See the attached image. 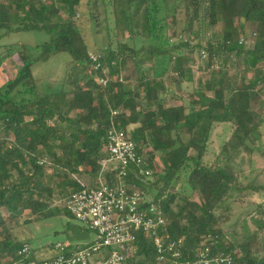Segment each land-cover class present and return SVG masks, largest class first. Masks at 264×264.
Instances as JSON below:
<instances>
[{
	"label": "trees",
	"instance_id": "obj_1",
	"mask_svg": "<svg viewBox=\"0 0 264 264\" xmlns=\"http://www.w3.org/2000/svg\"><path fill=\"white\" fill-rule=\"evenodd\" d=\"M82 1L0 0V40L18 31H45L51 37L36 47L40 55L35 59L27 58L25 45H8L6 53L0 54V67L18 56L22 62L15 78L0 88V264H42L31 252L29 256L20 254L24 244L12 236L2 212L30 211L40 215L38 220L43 219L56 189L62 196L67 193L66 186L69 196L80 190L76 181L66 178L68 174L98 177L101 162L108 157L107 132L113 120L136 143L141 155L145 156L143 146L152 145L147 160L154 171L155 158L161 157L165 175L159 180L151 183L133 169L126 182L144 195L158 187L145 207L155 204L163 211L167 222L163 234L168 242L178 244L180 263L194 262L204 251L210 257L231 256L233 264H264V253L254 247L257 233L237 245L221 225L227 206L250 189L243 185L242 172L232 161L243 152L254 153L259 140L264 113V72L260 66L264 62V0H174L173 5L168 0H111L132 42L140 37L150 44L137 49L134 43L124 42L118 51L98 48L94 53L78 19ZM86 4L98 27V0ZM181 5L185 30L167 37L165 23L157 13L164 10L165 19L172 14L177 25ZM134 8L144 10V26L137 32L133 31ZM196 23L210 27L221 24L222 28L205 46L192 45L187 37H200L194 32ZM240 35L244 40L251 37L252 47L245 46L246 40L241 44ZM195 51L207 55L211 62L222 54L237 66L244 63L241 84L236 86L225 71L215 72L202 90L193 94L190 109L184 104L169 105L165 75L171 72L184 78L187 54ZM61 53L71 57L63 89L41 96L32 68ZM90 54L99 56L96 63ZM142 55L161 59V74L147 77L141 72L136 81L126 78L111 82L115 72L109 73V69L126 58L136 60ZM96 64L99 71L94 69ZM249 72H254L250 78L246 76ZM100 78L107 79L105 87L99 84ZM114 111L119 114L112 118ZM222 123L233 125V135L215 162L209 163L206 157L212 128ZM47 164L55 171L49 178L45 174ZM118 173H105L112 188L118 183ZM182 176H188V186L201 196L200 201L176 190ZM54 181H58L56 186ZM179 199L182 205L177 206ZM99 242L71 246L83 250ZM101 250L102 255L109 253ZM124 254L126 264H158L154 242L145 233H139Z\"/></svg>",
	"mask_w": 264,
	"mask_h": 264
},
{
	"label": "rangeland",
	"instance_id": "obj_2",
	"mask_svg": "<svg viewBox=\"0 0 264 264\" xmlns=\"http://www.w3.org/2000/svg\"><path fill=\"white\" fill-rule=\"evenodd\" d=\"M88 0L82 1V6L78 19L82 25L83 32L88 42L89 49L94 53L95 49L106 48L113 51H118L122 43H134L136 48L140 49L143 45L149 46L150 42L143 38H132L128 28L125 26L123 17L118 15L111 0H98V27L91 20L90 8L87 6ZM93 1V0H90ZM173 5L174 0H168ZM61 7V6H60ZM135 17L133 19V31L137 32L144 24V10L134 8ZM177 15L178 24H174L171 19V12L167 19H165L164 10H160L157 16L165 23L167 37H172L174 32L181 34L184 32L187 23L181 18L183 14V7L181 5L180 11ZM65 15V12L62 13ZM222 25L210 27L208 24L196 23L194 24V32L199 34V38L194 35L187 38L192 42V45L201 43L203 46L207 42L218 35L221 31ZM220 34V33H219ZM243 37L238 36L240 41ZM50 35L45 31H18L11 33L0 40V54L6 53V46L25 45L27 48V58L35 59L39 57L40 51L36 49L37 46L49 42ZM245 46L252 47L253 39L251 37L245 38ZM188 64L185 65V76L180 78L178 74L168 72L165 75V83L167 85L166 102L169 105L177 106L184 104L188 109L191 108V102L194 100V93L202 90L209 80L213 77L215 72L225 71L228 77L235 81L236 86L241 84V77L244 76L246 66L240 62H229L222 54H218L213 62L209 61L208 56L199 51L187 54ZM71 57L67 53H61L52 57L47 62H38L33 68V76L36 79V87L38 93L43 96L51 93L61 91L65 73L67 71ZM22 65L20 57L15 60L7 59L0 67V88L10 80H13L17 75L19 67ZM115 72L111 77V82L115 80L136 81L141 72L147 77H153L155 74H161L163 67L161 59L142 55L134 60L133 58H126L120 64H117L109 73ZM254 72H249L246 76L252 77ZM126 84H128L126 82ZM134 85L136 86L135 82ZM133 87V86H132ZM67 91L71 90L66 88ZM208 95L212 93L208 92ZM193 97V98H192ZM74 116V113L71 114ZM260 121V120H259ZM134 128V127H131ZM130 128V129H131ZM233 125L231 123L215 124L212 128L211 137L208 143V155L206 161L209 163L215 162L216 158L220 156L223 145L231 139L233 135ZM259 140L255 144L257 148L251 155L243 152L237 156L232 164L237 171L242 172V182L244 186H250V189L242 196H237L236 200L227 206V209L221 216V225L225 235L237 245H240L247 240H250L256 233L258 238L254 247L259 248L261 254L264 253V117H262L259 127ZM188 140L187 136H184ZM146 158L150 156L152 145L148 144L142 147ZM60 155L62 153L58 151ZM87 170H90L89 168ZM55 173L50 164L45 165V174L47 178ZM164 164L159 155L155 158V171L151 177L147 179L149 182H155L163 177ZM78 176L67 175L68 180H73L78 183L76 179ZM61 178H64L61 176ZM188 176H182L177 184L176 190L192 200L200 201L201 196L194 193L187 183ZM54 185L58 181H54ZM158 186H162L159 182ZM254 188V189H253ZM256 188V189H255ZM60 189H58L59 191ZM67 193L65 196L59 195L57 189L56 194L51 200L50 208L46 211V216L43 219L30 211H24L20 214H13L3 210L2 215L7 220V226L11 230L12 236L22 244L30 246L31 254L35 256L36 260L44 257V251L52 250L53 246L58 243L69 242L73 245L91 243L97 239L96 233L87 230L75 218L65 214V201L69 196L70 188L66 186ZM158 187L146 193V200H150L156 193ZM69 193V194H68ZM177 206L182 205L181 199L177 201ZM31 255V256H32ZM39 258V259H38Z\"/></svg>",
	"mask_w": 264,
	"mask_h": 264
},
{
	"label": "built area",
	"instance_id": "obj_3",
	"mask_svg": "<svg viewBox=\"0 0 264 264\" xmlns=\"http://www.w3.org/2000/svg\"><path fill=\"white\" fill-rule=\"evenodd\" d=\"M240 43H245L241 39ZM93 62L99 56L90 54ZM99 71L100 66H94ZM99 84L107 85V79L100 78ZM119 114L112 112V118ZM108 157L101 162V172L95 186H87L80 180V190L73 192L65 201L64 208L87 230L96 233L97 245L83 250H74L70 243H58L55 255L42 259V264H126L124 252L136 241L139 233H145L154 242L158 264H233L231 256L210 257L208 252H200L194 262L180 263L181 253L176 242H168L164 235L166 219L163 211L147 201L144 192L126 182L133 169L138 175L151 177L154 170L148 160L139 153L136 143L126 131L120 129L113 120L107 132ZM108 171H118L117 185L112 188L105 177ZM109 253L102 255L101 249ZM31 250L24 244L20 254L29 256ZM31 264H36L32 262Z\"/></svg>",
	"mask_w": 264,
	"mask_h": 264
},
{
	"label": "crops",
	"instance_id": "obj_4",
	"mask_svg": "<svg viewBox=\"0 0 264 264\" xmlns=\"http://www.w3.org/2000/svg\"><path fill=\"white\" fill-rule=\"evenodd\" d=\"M260 66L262 67L263 72H264V62L261 63ZM263 98H264V97H263ZM263 100H264V99H263ZM262 117H264V113H263ZM98 178H99V176L94 178L91 174H87V173H85V174L79 175L76 179H77V180H80V181L83 182L85 185L92 187V186H95V185L97 184V182H98ZM95 241H96V240H95ZM95 241H93V242H95ZM93 242H91V243H93ZM68 243H69V242H68ZM91 243H89V244H91ZM70 244H71V243H70ZM72 245H73V244H72ZM78 245H88V243H86V244H78ZM74 246H75V245H74ZM54 255H55V251H54V246H53L52 250H47V252L44 251V257L41 258L40 260L45 259V258L52 257V256H54ZM38 259H39V258H38Z\"/></svg>",
	"mask_w": 264,
	"mask_h": 264
}]
</instances>
